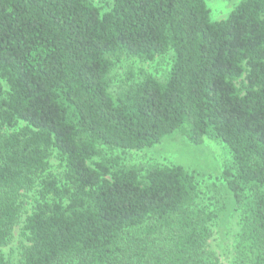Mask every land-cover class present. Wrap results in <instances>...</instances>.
Masks as SVG:
<instances>
[{"label": "trees", "instance_id": "trees-1", "mask_svg": "<svg viewBox=\"0 0 264 264\" xmlns=\"http://www.w3.org/2000/svg\"><path fill=\"white\" fill-rule=\"evenodd\" d=\"M207 1L0 0V264L29 194L16 264H220L208 247L228 207L232 264H264V0L220 21ZM121 56H169L168 71L114 95ZM174 134L228 148V207L200 204L181 165L103 150H152Z\"/></svg>", "mask_w": 264, "mask_h": 264}, {"label": "rangeland", "instance_id": "rangeland-1", "mask_svg": "<svg viewBox=\"0 0 264 264\" xmlns=\"http://www.w3.org/2000/svg\"><path fill=\"white\" fill-rule=\"evenodd\" d=\"M240 0H208L214 21L225 19ZM97 5H105L95 0ZM169 56L157 58L154 62H143L136 58L121 56L114 60L112 69V93L117 95L120 86L134 78L139 81L143 73L153 74L163 80L168 71ZM104 151L112 156L123 159L127 165L149 166L181 165L192 173L199 186L198 202L202 205L218 206L224 203L228 207L230 196L226 184L221 178V172L231 163V154L228 148L219 142L206 138L204 145L199 147L191 143L185 136L174 134L166 138L158 148L143 152H111ZM54 171H61L57 158L52 159ZM33 195H26L25 211L14 232V239L9 247L1 249L11 264H16L23 249L29 245L25 232V222L33 209ZM238 214L233 207H228L223 217L215 225V234L208 250L220 260V264H232L234 261V242L237 237Z\"/></svg>", "mask_w": 264, "mask_h": 264}]
</instances>
